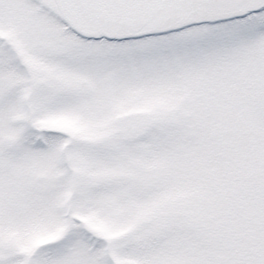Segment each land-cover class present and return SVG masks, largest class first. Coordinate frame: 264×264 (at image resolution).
<instances>
[{
	"label": "rangeland",
	"instance_id": "1",
	"mask_svg": "<svg viewBox=\"0 0 264 264\" xmlns=\"http://www.w3.org/2000/svg\"><path fill=\"white\" fill-rule=\"evenodd\" d=\"M241 19L170 33L182 40L132 61L150 72L197 62L199 82L134 87L125 73L149 80L126 65L112 84L94 71L100 91L83 77L91 59L115 65L112 45H71L47 3L0 0L14 46L0 44V64L22 58L0 65V258L264 264V11ZM134 121L135 135L99 133Z\"/></svg>",
	"mask_w": 264,
	"mask_h": 264
},
{
	"label": "water",
	"instance_id": "2",
	"mask_svg": "<svg viewBox=\"0 0 264 264\" xmlns=\"http://www.w3.org/2000/svg\"><path fill=\"white\" fill-rule=\"evenodd\" d=\"M85 37L122 39L212 23L264 8V0H54Z\"/></svg>",
	"mask_w": 264,
	"mask_h": 264
},
{
	"label": "flooded vegetation",
	"instance_id": "3",
	"mask_svg": "<svg viewBox=\"0 0 264 264\" xmlns=\"http://www.w3.org/2000/svg\"><path fill=\"white\" fill-rule=\"evenodd\" d=\"M41 1L44 3H47L49 5L48 0H41ZM57 20H58L59 24L62 26L63 31H66L69 33V35H67V36L71 38V40L69 41L70 42L69 44H71V45L72 44L75 45V44H78L81 42L88 41L89 46L86 47L85 50H89V48L91 49V48H94L96 46H98V48H105L107 45L113 46V49H114L115 54H116L115 65L107 66V65L101 64V62L99 60L97 62V59H91V65L93 68L91 70L87 69L88 74L83 77V80H85L86 83L90 84V86L92 87L93 90L98 89V86H99V84L96 81H89L90 78L92 77L94 71L100 73L103 69L106 70V75H108L111 78V84H112L115 81H118L117 73L120 69L125 68L126 65H131L129 67V69L134 68V64L132 63V61L134 59L136 60V56L143 57V56H147L151 53H157L158 52L157 47H158V49L161 48L163 50H166L172 44H175V43L182 40V38H180V40H175L170 35L142 36V37L133 38V39L112 40V41L106 40L103 38H100L97 40H90V39L82 38V37L76 35L75 33L71 32V29L60 18H57ZM58 41H60V40H58ZM3 43L10 46V48L12 50H14V46L10 42H8L7 38L5 37V34L0 32V44L2 45ZM126 51L132 52L134 54V56L130 60L127 61V64H123V62L126 61V59L124 57V54L126 53ZM21 59H22L21 56H19L17 53H15L14 55H9L7 58L3 59L1 61L0 65L2 67H3V65L11 67L13 64L20 61ZM139 60H140V64H139V66H136L134 68V70H135L134 73L139 74L142 72L144 74V76L149 81L144 80L143 78H141V76H135L134 79L129 80L128 79V73H125L124 80L126 82H128L129 84L133 85L134 87L138 84L151 86V83H154V84H156V88H157L161 85H164V83H167V82L173 83L174 85H178V84L182 83L183 79L189 80L188 74L193 76L194 81L199 82V77H198L199 69L201 67H206V65H199V67H198L197 62H196V66H195L194 62L193 63H189V62L186 63L183 60L184 63H186L183 67L174 66L175 61H172L171 66L163 65V64L159 63L161 66H163V68L158 70V72H150V71L144 70L147 67L146 61L142 60V59H139ZM87 65H88V63H87ZM207 67H209V66H207ZM32 68H33V66H31L29 64L28 67H25V72H21V73H26L30 77L29 73L31 72ZM167 79H170V80L166 81ZM194 81H193V83H194ZM31 84H32V86L34 85V78L33 77H32ZM98 90L101 91V89H98ZM253 93L255 95L257 93V91L255 90ZM223 95H225L227 97V95H230V92L225 91V92H223ZM157 99H153L154 102H159V103H156L157 107L166 106V104L170 103V101H171V100L167 99L166 97H162L158 100ZM161 100H162V102H160ZM180 100L181 99H179L178 101H180ZM175 105H179V103L174 102V106ZM145 108L151 109L148 106H145ZM115 110H119L118 105L115 106ZM115 110L113 108L111 110V112L107 114L108 118H106V119L109 120V123L114 122L116 124H119L118 120H121V117H123V114L120 116V114L115 113ZM140 124L141 123L134 121L133 123L128 125L127 128L119 127V128L111 129V130H106V129L101 128L99 133L106 135L108 133H117L120 130H124L125 132L128 131L131 135H135ZM132 127H134V130H131ZM120 128H122V129H120ZM10 259L11 258H9V259H5V258L1 259L0 258V264H20V263H18L17 259H16V263H11Z\"/></svg>",
	"mask_w": 264,
	"mask_h": 264
}]
</instances>
